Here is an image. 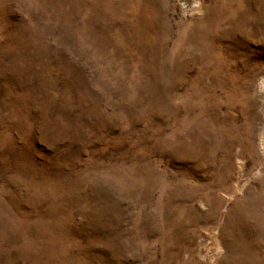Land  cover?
<instances>
[{
  "label": "rangeland",
  "instance_id": "1",
  "mask_svg": "<svg viewBox=\"0 0 264 264\" xmlns=\"http://www.w3.org/2000/svg\"><path fill=\"white\" fill-rule=\"evenodd\" d=\"M0 264H264V0H0Z\"/></svg>",
  "mask_w": 264,
  "mask_h": 264
}]
</instances>
